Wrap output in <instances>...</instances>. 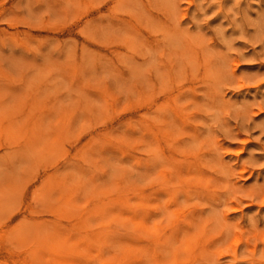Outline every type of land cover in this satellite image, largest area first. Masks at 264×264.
<instances>
[{"label": "rangeland", "instance_id": "rangeland-1", "mask_svg": "<svg viewBox=\"0 0 264 264\" xmlns=\"http://www.w3.org/2000/svg\"><path fill=\"white\" fill-rule=\"evenodd\" d=\"M264 0H0V264H264Z\"/></svg>", "mask_w": 264, "mask_h": 264}, {"label": "bare ground", "instance_id": "bare-ground-1", "mask_svg": "<svg viewBox=\"0 0 264 264\" xmlns=\"http://www.w3.org/2000/svg\"><path fill=\"white\" fill-rule=\"evenodd\" d=\"M264 199V198H263Z\"/></svg>", "mask_w": 264, "mask_h": 264}]
</instances>
